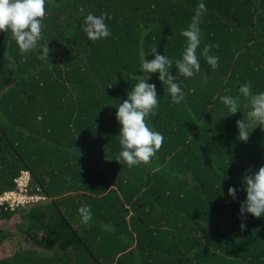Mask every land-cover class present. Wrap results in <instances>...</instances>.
I'll list each match as a JSON object with an SVG mask.
<instances>
[{
	"label": "trees",
	"instance_id": "trees-1",
	"mask_svg": "<svg viewBox=\"0 0 264 264\" xmlns=\"http://www.w3.org/2000/svg\"><path fill=\"white\" fill-rule=\"evenodd\" d=\"M200 2L48 0L41 47L26 55L0 32V193L26 170L29 193L41 197L0 207V264H264V217L245 213L241 231L239 211L245 172L264 166V127L242 142L236 124L249 110L239 88L264 92V0H202L201 70L186 79L175 61ZM89 13L111 17L109 37H87ZM205 45L219 57L215 70ZM153 47L173 61L180 104L159 73L142 71ZM148 75L159 96L148 122L165 139L150 165L129 168L115 160L117 107ZM226 95L240 112L230 115ZM81 206L92 212L87 225Z\"/></svg>",
	"mask_w": 264,
	"mask_h": 264
},
{
	"label": "clouds",
	"instance_id": "clouds-1",
	"mask_svg": "<svg viewBox=\"0 0 264 264\" xmlns=\"http://www.w3.org/2000/svg\"><path fill=\"white\" fill-rule=\"evenodd\" d=\"M47 3L48 0H0V32L11 33L22 55L41 47L43 22L47 17ZM206 11V5L201 0L196 7L191 23L187 29L181 32V35L187 40V46L182 58L175 61V68L179 75L186 79L192 78L201 70L200 57L197 55L201 43L199 24L201 16ZM106 18L111 19L107 13L100 16L89 13L85 17L83 30L92 42L111 35L110 29L105 23ZM215 46L218 47V45ZM211 47L213 45H205L202 55L207 64L215 70L219 67V57L209 54ZM50 51L48 45H44L40 59H48ZM151 53L154 55L152 60L146 59L144 53H141L142 71L148 74L159 73L160 82L168 86L171 102L180 104L184 100V93L180 83L177 82V76L171 73L173 61L166 55L158 54L157 47H153ZM149 79V75L147 79L140 78L139 82L128 92L127 99L117 107L116 119L121 125L118 135L121 151L115 160L120 164H126L129 168L150 165L152 160L157 157L165 139L160 132L154 131L148 122L151 116L156 115V110L159 107L156 86L148 83ZM239 92L246 100L243 107L249 110L246 113L247 118L244 117L236 121L239 130L238 139L247 142L255 127H264V92L253 94L250 82L244 83L239 88ZM220 100L228 108L230 115L240 112L241 104L238 98L226 95L220 97ZM21 172L28 171L22 170L18 175ZM14 179L13 183L16 188ZM242 179L246 199L241 202L239 211L242 220L240 229L244 231L246 228V224L243 222L246 219L245 213L251 214L255 218L264 217V166H261L253 174H248L246 171ZM236 192V188L229 187L228 194L233 199L236 198ZM78 212L81 216V223L87 225L92 219L90 206H81Z\"/></svg>",
	"mask_w": 264,
	"mask_h": 264
},
{
	"label": "built area",
	"instance_id": "built-area-1",
	"mask_svg": "<svg viewBox=\"0 0 264 264\" xmlns=\"http://www.w3.org/2000/svg\"><path fill=\"white\" fill-rule=\"evenodd\" d=\"M29 174L21 172L14 182L16 188L0 194V207L13 210L17 206H25L41 200L38 195L30 194L28 188Z\"/></svg>",
	"mask_w": 264,
	"mask_h": 264
}]
</instances>
